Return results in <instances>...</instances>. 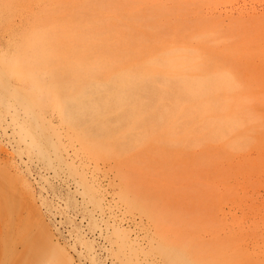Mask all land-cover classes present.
<instances>
[{
	"label": "rangeland",
	"instance_id": "obj_1",
	"mask_svg": "<svg viewBox=\"0 0 264 264\" xmlns=\"http://www.w3.org/2000/svg\"><path fill=\"white\" fill-rule=\"evenodd\" d=\"M96 39L196 97L96 145L63 114ZM23 243L29 264H264V0H0V248Z\"/></svg>",
	"mask_w": 264,
	"mask_h": 264
},
{
	"label": "bare ground",
	"instance_id": "obj_2",
	"mask_svg": "<svg viewBox=\"0 0 264 264\" xmlns=\"http://www.w3.org/2000/svg\"><path fill=\"white\" fill-rule=\"evenodd\" d=\"M103 41L104 39H96L93 49L86 51V57L90 61L87 66L81 64L85 62L80 48L76 50L77 63L73 67L80 70L83 66L93 69V82H88L92 89L87 91L85 85H77V95L68 94L63 113L64 119L72 127L81 129L82 133L93 134L96 145L103 136L108 137L106 145L110 146H114L116 142H120L119 146H124L127 139L128 145L134 140H141L143 132L136 135L128 131L132 124L141 120L147 123L154 120L156 115L173 122L171 119L174 116L169 115L178 108H175L174 102H168L167 105L160 98L175 101L179 96H184L187 101H191L196 97V92L191 90V83L188 81L173 77L171 80L163 78L161 83L153 67L143 66L136 60L120 62L111 58L106 63L101 62L99 57ZM56 54L59 57L62 55L61 51H56ZM162 85L168 87L170 94L164 93ZM62 88L57 85L54 89ZM88 122L93 124V128ZM58 252L64 255L68 264L72 263L65 250L58 249ZM25 254L40 256L38 250L31 248L29 243H23L22 249L16 246L6 250L2 247L0 264H29L23 260ZM34 263L38 264L36 258Z\"/></svg>",
	"mask_w": 264,
	"mask_h": 264
}]
</instances>
